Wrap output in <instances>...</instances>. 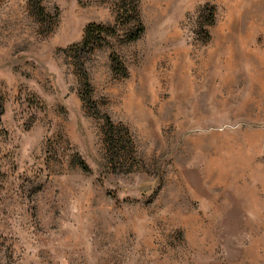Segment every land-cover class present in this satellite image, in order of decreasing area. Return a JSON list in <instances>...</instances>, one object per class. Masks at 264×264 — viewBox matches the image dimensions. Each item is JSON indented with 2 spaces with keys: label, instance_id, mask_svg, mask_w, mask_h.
Masks as SVG:
<instances>
[{
  "label": "rangeland",
  "instance_id": "rangeland-1",
  "mask_svg": "<svg viewBox=\"0 0 264 264\" xmlns=\"http://www.w3.org/2000/svg\"><path fill=\"white\" fill-rule=\"evenodd\" d=\"M29 5L0 0V264H264V0H137L132 42L131 0Z\"/></svg>",
  "mask_w": 264,
  "mask_h": 264
},
{
  "label": "trees",
  "instance_id": "trees-1",
  "mask_svg": "<svg viewBox=\"0 0 264 264\" xmlns=\"http://www.w3.org/2000/svg\"><path fill=\"white\" fill-rule=\"evenodd\" d=\"M27 1L29 2L30 4L29 6L31 8H35L36 11H38V13L42 15L43 7L40 5L41 0H27ZM128 12L129 14H125ZM119 15L120 17L121 16L124 17L123 22H121V25H128L130 27L129 29L130 33L128 35L127 41L128 42L135 41L143 31V27L139 21L138 13H137V0H131L130 10L120 13ZM114 34H115V30L113 28H104L103 26L100 25L89 24L85 29L84 36L82 39V44L98 43L102 39V36H107V35L109 36Z\"/></svg>",
  "mask_w": 264,
  "mask_h": 264
},
{
  "label": "water",
  "instance_id": "water-1",
  "mask_svg": "<svg viewBox=\"0 0 264 264\" xmlns=\"http://www.w3.org/2000/svg\"><path fill=\"white\" fill-rule=\"evenodd\" d=\"M263 143H264V132H263Z\"/></svg>",
  "mask_w": 264,
  "mask_h": 264
}]
</instances>
